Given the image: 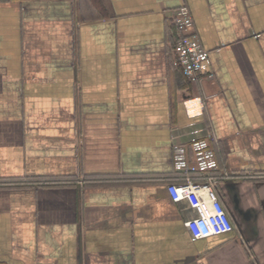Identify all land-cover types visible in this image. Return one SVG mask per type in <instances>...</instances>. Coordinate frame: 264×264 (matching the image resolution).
Masks as SVG:
<instances>
[{
    "label": "crops",
    "instance_id": "obj_1",
    "mask_svg": "<svg viewBox=\"0 0 264 264\" xmlns=\"http://www.w3.org/2000/svg\"><path fill=\"white\" fill-rule=\"evenodd\" d=\"M182 6L214 80L173 65ZM201 138L235 230L193 241ZM263 175L264 0H0V264H264Z\"/></svg>",
    "mask_w": 264,
    "mask_h": 264
},
{
    "label": "built area",
    "instance_id": "obj_2",
    "mask_svg": "<svg viewBox=\"0 0 264 264\" xmlns=\"http://www.w3.org/2000/svg\"><path fill=\"white\" fill-rule=\"evenodd\" d=\"M172 24L175 39L170 49L173 65L191 83H202L203 79L214 80L209 51L193 34L191 11L187 6L174 10ZM193 100L185 102L188 111ZM195 114H202L198 103ZM173 165L180 175V181L168 185L170 199L175 204L187 203L193 212L185 225L193 241L207 240L228 235L235 230L234 223L215 187L217 180L210 177L219 168L211 139L201 138L183 144L173 142Z\"/></svg>",
    "mask_w": 264,
    "mask_h": 264
},
{
    "label": "rangeland",
    "instance_id": "obj_3",
    "mask_svg": "<svg viewBox=\"0 0 264 264\" xmlns=\"http://www.w3.org/2000/svg\"><path fill=\"white\" fill-rule=\"evenodd\" d=\"M189 8V7H188ZM190 10V9H189ZM173 44V43H172ZM172 44L170 45V49H171V46H172ZM210 63H211V60H210ZM39 184H43V183H39ZM53 184V183H52ZM57 184H60V183H57ZM8 184H4V185H0V187H5V186H7Z\"/></svg>",
    "mask_w": 264,
    "mask_h": 264
},
{
    "label": "trees",
    "instance_id": "obj_4",
    "mask_svg": "<svg viewBox=\"0 0 264 264\" xmlns=\"http://www.w3.org/2000/svg\"><path fill=\"white\" fill-rule=\"evenodd\" d=\"M95 1H97V0H95ZM180 71V70H179ZM182 72V71H181ZM264 176V175H263ZM180 178V177H179Z\"/></svg>",
    "mask_w": 264,
    "mask_h": 264
},
{
    "label": "water",
    "instance_id": "obj_5",
    "mask_svg": "<svg viewBox=\"0 0 264 264\" xmlns=\"http://www.w3.org/2000/svg\"><path fill=\"white\" fill-rule=\"evenodd\" d=\"M235 226V225H234Z\"/></svg>",
    "mask_w": 264,
    "mask_h": 264
}]
</instances>
